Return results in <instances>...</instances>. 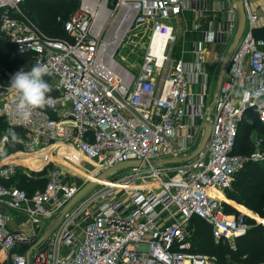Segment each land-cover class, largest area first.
Instances as JSON below:
<instances>
[{
  "label": "built area",
  "instance_id": "obj_1",
  "mask_svg": "<svg viewBox=\"0 0 264 264\" xmlns=\"http://www.w3.org/2000/svg\"><path fill=\"white\" fill-rule=\"evenodd\" d=\"M24 1L0 0V41L23 55L17 60L10 55L16 69L0 66V121L25 131L13 139L0 131V154L10 156L7 146L17 141V152L35 155L40 163L55 156L74 166L84 159L93 167L85 181L95 180L96 186L30 249L40 235L31 240L25 231L9 230L6 209L24 211L45 228L80 185L51 177L29 195L1 183L14 168L0 163V251L11 255L10 264H214V257L189 251L184 220L198 216L210 224L215 239L230 243L248 228L245 214L226 213L215 195L230 187L243 162L264 163L262 138L254 139L248 154L233 152L248 108H255L264 123V39L253 34L264 24V0H242L245 28L210 111L216 78L212 70L218 71L237 24L232 0H210L203 6L199 0H81L62 22L64 37L42 31L24 13ZM207 7L225 13L210 20L201 34L202 43H219L220 52L195 44L192 61L172 58L176 36L171 18L188 9L200 14ZM117 16L141 36L148 33L135 72L116 59L121 48L131 47L126 44L128 28L121 35L109 34ZM155 34L166 37L158 52L150 48ZM37 63L48 67L44 79L52 92L45 106L32 109L24 120L16 114L18 97L10 82L16 72ZM203 122L210 125V133L196 156L180 163L160 162L192 151ZM131 159L144 166L96 178ZM20 245L29 246L12 252Z\"/></svg>",
  "mask_w": 264,
  "mask_h": 264
},
{
  "label": "trees",
  "instance_id": "obj_2",
  "mask_svg": "<svg viewBox=\"0 0 264 264\" xmlns=\"http://www.w3.org/2000/svg\"><path fill=\"white\" fill-rule=\"evenodd\" d=\"M76 4L77 0H25L22 7L26 5L33 7L25 14L29 18L31 15L34 16V20L30 19L46 34L53 37H64L66 33L63 23H58L56 18L59 13L65 15L67 8L72 9ZM253 34L255 37L264 39V24L254 28ZM13 49V46L0 41V66L4 65L10 69L17 68V65L12 63L13 60H10V55H14L16 60L21 59L23 55L14 53ZM0 131H7L12 139L25 135V131L21 128L7 126L2 121H0ZM252 138L264 140V123L258 119L255 108H248L239 122L233 152L240 154L251 152L254 149ZM19 149H21V144L17 141H12L7 146L8 153ZM32 174L29 178L20 168L9 179L1 180V183L5 186L12 185L25 189L30 195L36 189H43L46 183V180H42L39 176L36 177L37 173L32 172ZM12 180L15 182L12 183ZM224 195L227 199L238 203L239 210H252L264 218V163L252 160L243 162L230 187L224 190ZM221 199L225 198L221 195ZM237 208L223 202V209L226 213L237 214L239 213ZM189 223L190 252L214 257V264H264L263 223L252 220L248 223L246 231L235 237L232 243L215 239L210 224L198 216H192Z\"/></svg>",
  "mask_w": 264,
  "mask_h": 264
},
{
  "label": "rangeland",
  "instance_id": "obj_3",
  "mask_svg": "<svg viewBox=\"0 0 264 264\" xmlns=\"http://www.w3.org/2000/svg\"><path fill=\"white\" fill-rule=\"evenodd\" d=\"M81 0H77V4L72 8V9H68L67 8V13L64 15L62 13L58 14V17L56 18V21L60 24H62L61 22H63L68 16L69 14L74 10V8L76 6L79 5ZM23 11L24 13H28L29 10H32L33 7L26 5L24 7ZM26 9V10H25ZM30 18L32 20H34V16H30ZM171 22L173 23L174 26V34H175V42L173 43L172 47H171V55L172 58H177L178 55V51L179 49L175 52L176 48H178L180 46V42L183 39V34L185 32L184 30V26L183 23L181 21V17L180 16H173L171 18ZM127 21H124L120 18V16H117L115 19V22L113 23L112 27H111V31L109 32L110 35L112 34H119L121 35L123 33L124 30H126L127 28L130 31V36L128 38H126V44L130 45L131 47H126L125 48H121L118 53L116 54V59L119 60L120 62H122V64L129 69L130 71L135 72L136 70H134L135 64L136 63H140L142 56L144 55L147 45H148V33L147 35H145V37L141 36V33H139L137 31V29L133 28L134 25H131L128 27L127 25ZM144 29V33H146V27L143 28ZM134 33H137L136 35H134ZM62 35V33H61ZM127 45V46H128ZM155 46H157V43L153 40L151 41V45L150 48L151 49H155ZM121 56H125V59L123 60L121 58ZM215 78V76H214ZM255 138H252V140L254 141ZM20 150V149H19ZM33 156L35 155H25L19 152H14L13 156L8 157V162H6V165H10L13 166V170L14 172L17 169L22 168L25 172V174L27 175V177L31 178L32 177V172L33 173H37L36 177L39 176L42 180H46L54 177L57 178L58 180L65 182V183H70V184H77L82 186L86 181L85 179V174L87 173V171H92L93 167L90 165V163H88L86 160L81 159L79 162V165H67L66 163L62 162L61 160H58L57 157L53 156L52 159H47L43 162L40 163L39 159L33 158ZM27 166V167H26ZM31 167V168H30ZM75 167V168H74ZM77 167V168H76ZM33 168V169H32ZM32 174V175H31ZM121 174V173H120ZM118 174L117 176H113L114 178H118V176L120 175ZM15 182V180H12V183ZM149 182V181H147ZM223 198L226 199L225 195H223ZM223 199V200H225ZM226 203H228L227 201H224ZM230 204H232L231 202H229ZM250 210V209H249ZM242 213L245 214L247 223H250L252 220L254 222H260L261 219H264L261 215H259L258 213L253 212L252 210L248 211L246 209H241ZM172 212L174 213L175 210H172ZM240 213V212H239ZM191 218L184 220V224H185V228L188 231V227H189V221Z\"/></svg>",
  "mask_w": 264,
  "mask_h": 264
},
{
  "label": "crops",
  "instance_id": "obj_4",
  "mask_svg": "<svg viewBox=\"0 0 264 264\" xmlns=\"http://www.w3.org/2000/svg\"><path fill=\"white\" fill-rule=\"evenodd\" d=\"M199 2H200L201 6H203V4L205 2L207 5L210 4V0H199ZM216 2L220 3L221 1H214L213 4L216 5ZM202 9L203 10L200 11L201 12L200 14L193 11V10H189V9L183 10L182 12H180L178 14V16L181 17V21L183 23L185 32L183 34L184 37H183L182 41L180 42V46L178 48H176V50H175V52H176L179 49V51H178L179 56L175 59L181 58L185 61H192V59L194 58V54L192 52V49H193V46L195 44H197V46H199L202 49H204V48L205 49H211V50L217 51V52H220V50L222 49V46L219 43H214V44L202 43L201 42V34H202V31L204 29H207L208 22L210 20H212L214 22L215 19H222V18H224L225 13L213 11L209 7H207L206 9L205 8H202ZM195 26H196V28H195ZM212 72H213V75L215 74V76H216L217 71L212 70ZM17 151H19V150H17ZM3 155L4 154H0V163L3 165H6V162H8V159H9L8 157L13 156L14 152L10 153V156L5 155L4 157H2ZM9 186H12V185H9ZM217 193H220V192H217ZM220 194L224 195V192L220 193ZM222 201L223 202L227 201L228 203L231 202L232 203L231 205H233L235 208H237L238 203H236L232 200H229L226 198L225 200H222ZM238 211L242 212L239 209H238ZM6 212L9 216L7 223H6V226L9 230H12V231L22 230V231H25L27 234H30V236H32V235L39 236L43 232L44 227L42 228V226L40 227L39 225L34 224L30 220V218L26 212L21 211V210H14V209H6ZM28 246L27 245H20L19 247L16 246L12 250V252L13 251H19V250H25L28 248ZM10 259H11L10 254L6 255L2 251H0V264H10V262H11Z\"/></svg>",
  "mask_w": 264,
  "mask_h": 264
},
{
  "label": "water",
  "instance_id": "obj_5",
  "mask_svg": "<svg viewBox=\"0 0 264 264\" xmlns=\"http://www.w3.org/2000/svg\"><path fill=\"white\" fill-rule=\"evenodd\" d=\"M233 1V7L236 12V19L237 24L234 31V34L231 38V41L229 42L228 46L225 49V52L223 54V57L221 59V62L218 67L217 75L215 78L214 86H213V92H212V98L210 102L209 111L212 108V105L216 99V95L218 93L219 85L221 83L222 77L224 75L228 60L232 52L234 51L235 47L237 46L239 39L243 33V30L245 28L246 23V13L243 6L242 0H232ZM210 133V125L207 122H203L201 126V134L200 138L198 140V143L196 147L190 151L186 152L182 155L178 156H172V157H166L162 158L160 160L161 163L168 164V163H180L185 162L189 159H192L194 156H196L204 147L208 136ZM153 164H157L158 162L156 160H152ZM144 166V162L141 160H126L119 162L117 164H114L110 166L109 168L101 171L96 175L97 179L104 180L108 179L111 175H113L115 172L126 169L133 166ZM96 186L95 180H89L86 183H84L82 186H80L79 190L76 192V194L68 201L66 204L57 212V214L48 222V224L43 229V232L40 234L39 237L36 238V240L32 243L30 246V249L40 244L47 236V234L54 228V226L58 223V221L61 219L63 214L72 206L74 205L79 199H81L86 193H88L93 187ZM34 235L31 236V240L34 239ZM237 237V236H236ZM28 255V252H27Z\"/></svg>",
  "mask_w": 264,
  "mask_h": 264
},
{
  "label": "clouds",
  "instance_id": "obj_6",
  "mask_svg": "<svg viewBox=\"0 0 264 264\" xmlns=\"http://www.w3.org/2000/svg\"><path fill=\"white\" fill-rule=\"evenodd\" d=\"M48 73L46 65L37 63L30 70L21 69L12 77L10 87L18 97L15 111L21 119H28L32 109L42 108L47 103V94L52 90L44 79Z\"/></svg>",
  "mask_w": 264,
  "mask_h": 264
},
{
  "label": "bare ground",
  "instance_id": "obj_7",
  "mask_svg": "<svg viewBox=\"0 0 264 264\" xmlns=\"http://www.w3.org/2000/svg\"><path fill=\"white\" fill-rule=\"evenodd\" d=\"M153 40L157 43V46H155V49H152V50L155 51V52L160 51V49H162L163 46H164L165 43H166V37H163V36H160V35H157V34H155V35L153 36V39H152L151 41H153ZM26 155H29V156H30V154H26ZM76 168H77V167H76ZM129 188H143V187H142V185H141V186H139V185H132V186H129ZM221 195H222V194H220V193H216L215 196H216L219 200H223V199H221ZM222 196H223V195H222ZM261 221L264 222V219H261Z\"/></svg>",
  "mask_w": 264,
  "mask_h": 264
}]
</instances>
